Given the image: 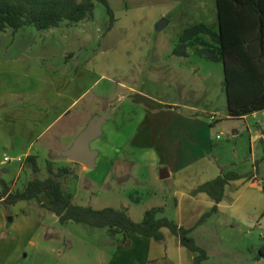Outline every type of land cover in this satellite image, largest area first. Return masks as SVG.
I'll use <instances>...</instances> for the list:
<instances>
[{"label": "rangeland", "instance_id": "rangeland-1", "mask_svg": "<svg viewBox=\"0 0 264 264\" xmlns=\"http://www.w3.org/2000/svg\"><path fill=\"white\" fill-rule=\"evenodd\" d=\"M109 4L115 15V22L111 28L107 7L97 2L94 17L79 24L63 23L60 28L43 31L26 26L18 33H13L11 29L0 32V63L10 61L15 55H19L18 49H22L24 54L29 52L32 59H37L43 52L50 55V58L56 56V60H59L60 56L64 57L69 50H77L82 46L80 58L81 65L83 64L82 74L78 84L72 83L70 92H75L76 88L84 92L89 90L86 99L89 102L90 98L96 95L97 104L90 107L89 111L97 108L109 114L110 107L116 109L120 106L119 113L123 115L119 120L111 122L114 129L109 127L112 130L104 134L95 167L82 171V167L77 165L74 167L75 175L70 176L73 179L79 176L77 180L72 182L73 179L70 178L62 179L64 189L73 195L74 202L95 209L130 207L131 217L139 222L154 203L155 198L151 199L148 192L171 189L173 183L179 190L189 189L199 179L206 180L212 177L214 172L204 167V162H201L198 165L194 164L193 169L191 167L176 179L167 181L154 179L150 181L149 178H144L143 173H137L134 166L132 173L136 174V180L116 178L113 164L115 160H120L121 151L114 147L116 143L120 147L127 143L125 129L128 114H124L123 111L130 112L133 109L135 114L139 113L138 110L142 108L138 102L140 93L153 98V102H150L152 108H164L166 104L171 105L174 102L181 105L188 103L198 108L201 113L199 116L207 121L211 116L217 117L220 121L212 128L215 142L208 160H212L220 172L235 171L240 174L252 173L257 162V176L261 182L264 181L262 145L259 141L256 144L258 156L252 163L248 156L251 137L244 127L245 121L226 119L229 107L223 85L225 79L223 64L200 56L196 51L201 48L198 44L188 48V57L173 53L187 27L205 23L218 30L216 0H109ZM163 19H167L168 23L163 29L158 30L157 26ZM202 38L211 43L209 36L203 35ZM128 87H134L136 91V95L133 96L136 101L133 103L126 101L130 94ZM141 118L142 116L139 119ZM164 118L166 117L161 114L162 126L167 123L164 122ZM260 120H264L263 112L258 114L257 119L250 116L247 120L254 133L257 132L256 125ZM78 124L83 123L79 121ZM141 125L143 124L136 120L135 126L140 128ZM234 125L239 129L244 128L241 130L242 134L237 136L232 132ZM220 133L221 140L216 138ZM59 139L58 145L63 146L64 143L59 141L65 140ZM133 149L137 152L134 161L140 165L142 152L138 148ZM155 149L160 150L158 146H155ZM57 157L59 158H56L57 166H66V159ZM49 158L47 152L40 153L41 172L37 173V178L49 175L46 164ZM202 169L204 171L198 174ZM155 170L156 173L161 172L159 168ZM31 178L30 175H23L17 188H22V185ZM242 182L228 185L223 200L230 205L238 194H241L239 200L232 206L236 214L222 212L216 217L214 215L208 225L215 228L212 229L215 242L210 245L212 263L257 264V261H261L260 263L264 264L263 258L255 259L259 247L264 245V241L261 240V237H264L261 227L264 221H261L260 216L256 220L249 218V215L254 214L260 206L264 208V185L260 182L259 189L251 187L249 182L245 181L243 184ZM247 184L249 186L246 187ZM133 191H138L139 193H133V196L143 197L144 202L134 204L130 197ZM202 204L199 203L198 208ZM42 210L40 207H29V204L19 202L16 205H0V211L5 212L9 226L23 217L41 225L36 230L35 239H30L27 248L22 252L24 256L22 261L25 260L26 264L92 262L94 264L99 262L102 256L105 263V257H108L112 250L111 245L105 243L109 237L105 229L76 222L63 225L54 213ZM242 214L247 216L243 218ZM33 233L34 229L31 228L29 234ZM4 246V255L11 254L17 251L18 243L16 239H12ZM8 249L11 251L8 252Z\"/></svg>", "mask_w": 264, "mask_h": 264}, {"label": "crops", "instance_id": "crops-1", "mask_svg": "<svg viewBox=\"0 0 264 264\" xmlns=\"http://www.w3.org/2000/svg\"><path fill=\"white\" fill-rule=\"evenodd\" d=\"M57 28L60 27L52 29ZM81 47L79 46L77 50H69L63 55L64 57L60 56L59 60H56V56L50 58V55L43 52L39 54L37 59H32L29 52L24 54L22 49H18L19 55H15L10 61L0 63V182L7 183L12 190H22L30 181H26L22 188H17L22 176L25 174L32 176L31 180L37 178L38 174L34 172L32 164L26 161V158L30 155L37 156L40 164V153L47 152L50 158L46 160V164L51 162L54 168L71 167L73 171L77 165L82 167V171L94 168L98 160V150L102 147L101 141L104 139V134L108 130L114 129L112 123L114 120H119V117L123 115L119 113L120 106L116 109L110 107L109 114L99 111L97 108L89 111L90 107H95L97 104L98 97L96 95L91 97V102H89V100H86L89 90L84 92L76 88L75 92H70L73 87L71 86L72 83L78 84L82 74ZM128 91L130 94H128L126 101L128 103L129 100L133 103V101H136L133 97L136 95L135 88L128 87ZM152 100L153 98L150 95L140 93L138 102L142 108L140 107L138 110L139 113L135 114L133 109L130 112L129 110L123 111L124 114H128L125 129L127 131L125 133L127 143L126 145L122 144V148L116 143L117 145L114 148L121 151V154L119 156L120 160H115L113 164V171L118 179L130 178L136 180V174L132 173L134 166L137 173H143L144 178H149L150 181H153V179L154 181H167L176 179L178 175L188 171L191 167L193 169L194 164L197 163L198 165L204 162V167L214 172L210 179H199L189 189L179 190L173 183L171 189L164 188L159 191L154 190L152 193L148 192L151 199L155 198L152 207H165V213L161 214L160 217L166 215L181 226L193 228L199 219L215 205V201L208 194L198 193L194 195L192 190L221 174L220 169L212 160H208L212 153V145L215 142L212 128L220 120L217 117H211L209 121L205 120L204 117L198 115L200 114L198 108L188 103L181 105L174 102L171 105L166 104L164 108H152L150 106ZM261 112L264 113V111L255 112L240 118H232L228 114L226 117L227 120L245 121L244 127L247 128L251 137L250 154L248 156L252 163L257 160L256 144L258 141L262 145L261 149L264 156V120H260V123L256 125V133H254V129L250 128L251 126L247 120L250 116L257 119L258 114ZM161 114L166 117L164 122L167 123H164V126H162L163 122L160 120ZM141 116L142 118L139 119ZM136 120L143 124L140 128L135 126ZM79 121L83 124L79 125ZM99 122H101L100 134L89 145L90 150L94 153V166L89 167L73 161L68 152L73 147L74 142L84 131ZM128 122L130 123L128 124ZM142 126L143 129L141 130ZM109 127L112 129H109ZM243 129H239L234 125L232 132L238 136L242 134L241 130ZM219 136H221V133L216 137L221 140ZM59 138L65 140V142L59 141L64 143L63 146L58 145L57 139ZM155 146H158L160 150L157 151ZM133 148H138L142 152L139 160L142 162L140 165L134 161L137 152ZM57 156L66 159V166H57L56 158L59 159ZM6 157L9 159L6 160ZM156 167L161 172L156 173ZM199 171L198 174L204 170ZM162 174L166 178L162 179ZM70 176L66 178L73 179ZM78 178L79 176L74 177L72 182ZM256 178L257 180L255 178L250 180L242 178L230 184L238 181H243V184L246 181L251 184V187L260 189L261 181L258 176ZM261 183L264 185V181ZM137 192L130 193V197ZM43 197L45 196H41V202L30 200L19 203L29 204V207H40L43 209L42 211H49L46 207L48 200L43 199ZM240 197L241 194H238L230 205L222 201L218 205V212L214 213L206 222L195 227L191 233L197 243L208 252L209 262H213L210 245L215 242L212 234V229L215 228H210L208 225L214 215L216 217L222 212L226 214L234 213L232 206ZM133 202L134 204H140L144 200L141 196H133ZM199 203H203L200 208H198ZM122 208H126L129 213L130 207L123 206ZM263 210L264 208L260 206L254 214L249 215V218L256 220L260 216L262 217L261 221H264ZM129 214L131 216V213ZM241 216L245 218L247 215L242 214ZM57 220H59L58 217ZM40 226L38 222L24 219V217L16 221L14 225L9 226L5 212L0 211V264H26L25 260L22 261L24 257L22 252L27 248L30 239H35L34 235H36V230ZM261 227L264 231V224H261ZM31 228L34 229L33 235L29 234ZM163 233L165 239L157 241L137 232H131V243L128 247H120L119 237L108 234L109 237L105 240V243L108 246L111 245L112 250L108 257H105V263H103V257L101 256L99 262L94 264H193L194 255L181 244L180 239L169 229H163ZM12 239H16L18 243L17 251L4 255V245ZM261 240L263 242L264 237H261ZM10 251L8 249V252ZM99 253L102 255L101 251ZM260 262L257 261L256 263L263 264V262Z\"/></svg>", "mask_w": 264, "mask_h": 264}, {"label": "trees", "instance_id": "trees-1", "mask_svg": "<svg viewBox=\"0 0 264 264\" xmlns=\"http://www.w3.org/2000/svg\"><path fill=\"white\" fill-rule=\"evenodd\" d=\"M97 2L107 7L111 28L115 15L109 0H0V32L11 29L13 33H17L26 26L43 31L60 27L63 23L79 24L94 17ZM216 3L218 30L205 23L187 27L173 53L188 57V48L198 44L201 48L196 51L200 56L223 64V85L232 118L264 111V0H216ZM203 35L209 36L211 43L202 38ZM26 161L32 164L34 172L41 171L37 156L30 155ZM47 172L48 177L30 180L22 190H12L7 183L0 182V205H14L30 200L41 202V196H45L48 200L47 209L59 218L61 224L73 221L106 229L110 236L119 237L120 247L130 245L131 232L163 241V229L166 228L194 255L193 264H215L209 262L208 252L197 243L191 233L195 227L218 212V205L224 200L226 187L231 182L242 178L257 180V162L255 170L250 174L222 171L215 179L202 183L192 191L194 195L206 193L215 201L212 209L193 228L181 226L166 216L160 217L165 213L163 206L146 210L143 219L137 222L126 208L95 209L79 205L63 187L62 179L74 175L73 169L59 167L56 170L53 163L47 162ZM262 258L264 245L255 256L256 260Z\"/></svg>", "mask_w": 264, "mask_h": 264}, {"label": "water", "instance_id": "water-1", "mask_svg": "<svg viewBox=\"0 0 264 264\" xmlns=\"http://www.w3.org/2000/svg\"><path fill=\"white\" fill-rule=\"evenodd\" d=\"M168 23L167 19H163L157 26L158 30L163 29ZM101 122L94 124L92 127L84 131L74 142L73 147L69 150L68 154L70 158L78 163L85 164L89 167L94 166L95 159L94 153L90 150V142L100 134ZM161 178L164 179L166 176L163 174Z\"/></svg>", "mask_w": 264, "mask_h": 264}, {"label": "built area", "instance_id": "built-area-1", "mask_svg": "<svg viewBox=\"0 0 264 264\" xmlns=\"http://www.w3.org/2000/svg\"><path fill=\"white\" fill-rule=\"evenodd\" d=\"M219 138H220V136H219ZM9 158L8 157H6V160H8Z\"/></svg>", "mask_w": 264, "mask_h": 264}]
</instances>
